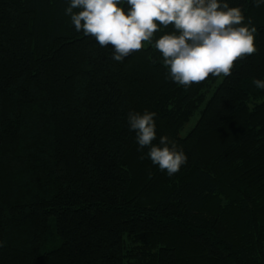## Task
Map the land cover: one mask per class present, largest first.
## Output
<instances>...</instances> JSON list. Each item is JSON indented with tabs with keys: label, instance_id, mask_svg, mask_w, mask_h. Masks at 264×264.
I'll return each instance as SVG.
<instances>
[{
	"label": "trees",
	"instance_id": "16d2710c",
	"mask_svg": "<svg viewBox=\"0 0 264 264\" xmlns=\"http://www.w3.org/2000/svg\"><path fill=\"white\" fill-rule=\"evenodd\" d=\"M68 4L0 0V264H264V4L229 0L258 51L189 88L151 45L115 61ZM145 110L187 156L173 176L138 151Z\"/></svg>",
	"mask_w": 264,
	"mask_h": 264
},
{
	"label": "clouds",
	"instance_id": "9594fccd",
	"mask_svg": "<svg viewBox=\"0 0 264 264\" xmlns=\"http://www.w3.org/2000/svg\"><path fill=\"white\" fill-rule=\"evenodd\" d=\"M253 3L259 8L264 0ZM65 15L77 32L100 47L113 46L112 58L117 62L146 44L153 46L163 58L168 78L184 88L210 75L228 77L237 61L258 51V30L252 18L245 23L242 8L230 6L229 0H69ZM169 26L171 31L154 36ZM253 83L264 89V80ZM155 116L147 110L143 114L130 111L129 129L136 134L138 151L147 148L152 164L173 176L187 163V156L168 136L153 143L157 140Z\"/></svg>",
	"mask_w": 264,
	"mask_h": 264
},
{
	"label": "rangeland",
	"instance_id": "374dc122",
	"mask_svg": "<svg viewBox=\"0 0 264 264\" xmlns=\"http://www.w3.org/2000/svg\"><path fill=\"white\" fill-rule=\"evenodd\" d=\"M199 117V112H195L193 116L189 119V121L185 124L183 129L180 131L179 136L184 137L196 124Z\"/></svg>",
	"mask_w": 264,
	"mask_h": 264
}]
</instances>
